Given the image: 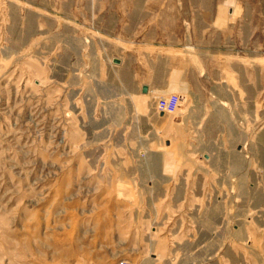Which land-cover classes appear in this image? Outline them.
I'll return each mask as SVG.
<instances>
[{
	"label": "rangeland",
	"instance_id": "rangeland-1",
	"mask_svg": "<svg viewBox=\"0 0 264 264\" xmlns=\"http://www.w3.org/2000/svg\"><path fill=\"white\" fill-rule=\"evenodd\" d=\"M123 257L264 264V0H0V264Z\"/></svg>",
	"mask_w": 264,
	"mask_h": 264
},
{
	"label": "crops",
	"instance_id": "crops-1",
	"mask_svg": "<svg viewBox=\"0 0 264 264\" xmlns=\"http://www.w3.org/2000/svg\"><path fill=\"white\" fill-rule=\"evenodd\" d=\"M177 73L179 74V72H177ZM170 76L172 77L173 75H170ZM180 77H181L180 82L176 83L174 85H171L172 86L170 88L171 90H167L168 92L165 91L166 89L162 88V84L159 82H156L155 85H153L151 83H146V86H147V88H149V90L151 89V91H153L155 94H160V93L161 94H167V93H171V92H184V93H187L190 96V98H192L194 101L195 100L199 101V95L197 93H194V91L188 86V83H186L187 78H189L188 74L186 75L185 71L181 70ZM227 85H223V93L220 91V88H221L220 86H219V90H215L216 93L215 92L214 93H215V95H218L219 101H223V102L237 101L238 99L243 100L245 102L250 101L249 93L252 90V85L249 84L247 81L244 84L245 89H244L243 95H242V93L238 95L237 92H234V89L236 88V86H233L231 84H227ZM174 88H179L180 90L178 91V90H175ZM154 255L156 256L157 254H154ZM156 258L158 259V256H156L155 259Z\"/></svg>",
	"mask_w": 264,
	"mask_h": 264
},
{
	"label": "built area",
	"instance_id": "built-area-1",
	"mask_svg": "<svg viewBox=\"0 0 264 264\" xmlns=\"http://www.w3.org/2000/svg\"><path fill=\"white\" fill-rule=\"evenodd\" d=\"M187 95L180 92H171L159 96L156 100V110L159 113H175L179 104L186 100ZM115 264H134L129 258H119Z\"/></svg>",
	"mask_w": 264,
	"mask_h": 264
}]
</instances>
